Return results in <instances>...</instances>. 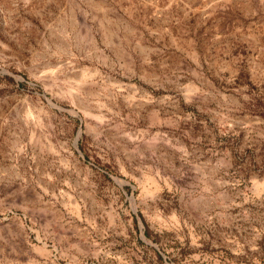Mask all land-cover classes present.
Segmentation results:
<instances>
[{
	"label": "rangeland",
	"instance_id": "rangeland-1",
	"mask_svg": "<svg viewBox=\"0 0 264 264\" xmlns=\"http://www.w3.org/2000/svg\"><path fill=\"white\" fill-rule=\"evenodd\" d=\"M0 264H264V0H0Z\"/></svg>",
	"mask_w": 264,
	"mask_h": 264
},
{
	"label": "water",
	"instance_id": "water-1",
	"mask_svg": "<svg viewBox=\"0 0 264 264\" xmlns=\"http://www.w3.org/2000/svg\"><path fill=\"white\" fill-rule=\"evenodd\" d=\"M80 135V132L78 133V136ZM78 136H77V138H76V141H77V139H78Z\"/></svg>",
	"mask_w": 264,
	"mask_h": 264
}]
</instances>
